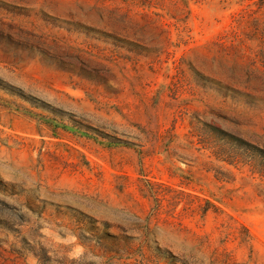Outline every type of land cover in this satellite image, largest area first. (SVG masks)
I'll return each instance as SVG.
<instances>
[{
  "label": "rangeland",
  "instance_id": "rangeland-1",
  "mask_svg": "<svg viewBox=\"0 0 264 264\" xmlns=\"http://www.w3.org/2000/svg\"><path fill=\"white\" fill-rule=\"evenodd\" d=\"M264 264V0H0V264Z\"/></svg>",
  "mask_w": 264,
  "mask_h": 264
},
{
  "label": "bare ground",
  "instance_id": "bare-ground-1",
  "mask_svg": "<svg viewBox=\"0 0 264 264\" xmlns=\"http://www.w3.org/2000/svg\"><path fill=\"white\" fill-rule=\"evenodd\" d=\"M67 263V261L65 260V264Z\"/></svg>",
  "mask_w": 264,
  "mask_h": 264
}]
</instances>
